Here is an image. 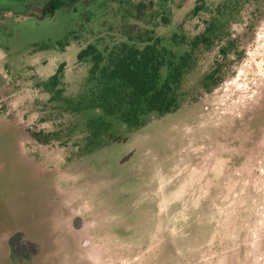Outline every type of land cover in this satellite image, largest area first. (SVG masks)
<instances>
[{
  "label": "rangeland",
  "instance_id": "374dc122",
  "mask_svg": "<svg viewBox=\"0 0 264 264\" xmlns=\"http://www.w3.org/2000/svg\"><path fill=\"white\" fill-rule=\"evenodd\" d=\"M170 4L168 23L150 26L170 47L191 51L216 29L181 105L138 129L115 120L123 139L90 152L88 114L65 98L84 91L80 50L124 39L120 15L0 0V264L75 263L76 233L89 264H264V0ZM214 70L222 79L206 89ZM22 231L39 246L31 262L8 257Z\"/></svg>",
  "mask_w": 264,
  "mask_h": 264
},
{
  "label": "trees",
  "instance_id": "16d2710c",
  "mask_svg": "<svg viewBox=\"0 0 264 264\" xmlns=\"http://www.w3.org/2000/svg\"><path fill=\"white\" fill-rule=\"evenodd\" d=\"M26 8L38 6L42 16H55L61 10H75L81 6L82 21L89 17L85 9L93 5L102 9V15H120L117 29L123 40L113 44H100L101 40L89 43L78 53L80 62L89 64L84 91L75 99L65 98L71 105L75 103L77 112L88 114L87 126L90 132L88 150L94 151L110 141L122 140L114 132L113 122L120 121L130 129H138L148 117L156 113L161 116L176 111L184 97L183 85L186 75L196 66L197 52L209 41L214 40L216 29L207 30L191 42V51L183 50V41L173 38L171 47L163 37L156 36L151 25L161 21L168 23L167 11L173 0H16ZM117 6V7H116ZM117 8L118 10H116ZM112 10V11H113ZM104 11V12H103ZM118 17V16H117ZM81 27V26H80ZM77 34V35H76ZM80 35L76 30L68 32L63 46ZM177 42V43H176ZM175 43L178 50L175 49ZM45 44L44 47H50ZM218 70L203 78V86L211 89L222 77ZM63 81V65L46 83L50 89Z\"/></svg>",
  "mask_w": 264,
  "mask_h": 264
},
{
  "label": "flooded vegetation",
  "instance_id": "af4514ba",
  "mask_svg": "<svg viewBox=\"0 0 264 264\" xmlns=\"http://www.w3.org/2000/svg\"><path fill=\"white\" fill-rule=\"evenodd\" d=\"M23 234H18L15 236L17 238L15 241L13 240V246L14 250L16 252V259H24L26 261H32L36 256L39 255V246L35 243L34 240H30L26 237H22ZM75 241L79 243V247L76 248V252L70 255L69 258H72L73 256L76 257V261L74 262H68L67 264H89L88 260L85 261L84 256H85V251L89 248L86 245H84V242H79V236L76 233L75 234ZM81 245H83L81 247ZM18 253V254H17ZM58 255V254H57ZM86 259V258H85ZM91 264V263H90Z\"/></svg>",
  "mask_w": 264,
  "mask_h": 264
},
{
  "label": "crops",
  "instance_id": "0c3cea01",
  "mask_svg": "<svg viewBox=\"0 0 264 264\" xmlns=\"http://www.w3.org/2000/svg\"><path fill=\"white\" fill-rule=\"evenodd\" d=\"M23 234V236L24 237H26V238H28V239H30V240H34L31 236H28L27 235V233L25 232V231H22V232H18V234ZM17 234V235H18ZM16 236V235H15ZM22 236V235H21ZM22 236V237H23ZM15 237H14V235L11 237V242L9 243V256L8 257H10V259H11V261H16V260H18V261H21V262H23L24 263V261H26V260H24L23 258L22 259H16V252L17 251H15L14 250V246H13V239H14ZM10 240V239H9ZM18 254V253H17ZM13 264H14V262H12Z\"/></svg>",
  "mask_w": 264,
  "mask_h": 264
}]
</instances>
